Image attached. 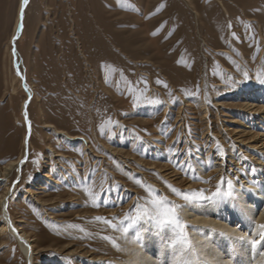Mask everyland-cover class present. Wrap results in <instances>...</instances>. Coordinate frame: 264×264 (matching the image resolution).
<instances>
[{
	"label": "rangeland",
	"instance_id": "1",
	"mask_svg": "<svg viewBox=\"0 0 264 264\" xmlns=\"http://www.w3.org/2000/svg\"><path fill=\"white\" fill-rule=\"evenodd\" d=\"M19 2L0 0V172L23 152L25 83L32 134L0 193L14 186L8 212L33 254L0 233V264H123L142 227L175 239L154 199L186 224L191 207L264 179L251 159L264 165V150L225 131L264 134V115L241 109L264 84V0H28L14 59ZM218 184L232 196L200 198Z\"/></svg>",
	"mask_w": 264,
	"mask_h": 264
},
{
	"label": "bare ground",
	"instance_id": "2",
	"mask_svg": "<svg viewBox=\"0 0 264 264\" xmlns=\"http://www.w3.org/2000/svg\"><path fill=\"white\" fill-rule=\"evenodd\" d=\"M27 5L22 10V0H20L13 34L10 39L12 47L13 45L15 47V41L22 35L24 11ZM16 53L15 48V57H17ZM15 65L17 66V64ZM19 73L21 79H24L25 76L21 70ZM24 86L27 90V97L21 105V114L26 130L23 140V152L15 161H10L2 167L0 175L3 177L8 176L11 172L20 173L29 151L32 127L28 116V108L31 103L32 92L26 83ZM242 98H244L241 106L242 112L248 115H264V84L251 89V91L247 89ZM260 119L264 120V117H260ZM232 123L242 124L238 120L232 121ZM225 131L231 133L232 141L242 152L246 153L247 149L256 150L261 148L264 150V144L261 143L258 146L260 137L262 138L264 134L256 135L253 133L255 135L245 141V137L248 136L245 130L228 128ZM251 159L255 160L256 164L262 165V169H264V165L259 160ZM225 163L222 164L221 160L215 162L210 173L215 174L221 169L222 165L225 166ZM261 174V171H257L256 176L251 177V184L243 182L238 184L236 198L225 202L220 201L218 204H207L200 208L193 206L184 214L186 224L190 227L189 240L191 247L188 250L180 252V247L177 246V252H174L171 247L173 238L170 234H155V229L142 227L140 235L137 237L138 242L136 238L130 237L132 242L128 245L127 252H125L127 260L123 264H176L178 256L180 264H264V236L261 235L264 233V229L259 227V225H264V179H262ZM254 191H256L255 195ZM13 194L14 186L0 193V207L3 212L0 218V233L12 236L27 256L29 263H31L33 252L30 240L25 237L8 212L9 198ZM258 207L260 209L257 211ZM229 223L233 225H229ZM249 231L252 234L249 235ZM253 240L257 241L255 246L252 245Z\"/></svg>",
	"mask_w": 264,
	"mask_h": 264
},
{
	"label": "snow or ice",
	"instance_id": "3",
	"mask_svg": "<svg viewBox=\"0 0 264 264\" xmlns=\"http://www.w3.org/2000/svg\"><path fill=\"white\" fill-rule=\"evenodd\" d=\"M28 3V0H22V10L23 7L26 6ZM247 75V74H245ZM154 103H160V101L156 100L153 101ZM174 192L175 189H172ZM231 192V184H229V191L221 192L220 191V185H217V191L212 193L211 197H203L201 196V199H215L219 198L221 196L224 197H230L232 196ZM186 201H189L191 197L184 195L183 197ZM152 204L158 209L157 211V217H158V225L162 228L165 226H170L176 236L175 239L172 241L171 247L173 248L174 252H177V245L180 246L179 251L183 252L188 250L191 247L188 235H187V225L183 222L182 218L179 215V206L178 205H170L169 202L166 200V198H160V199H154L152 201ZM141 213H137L136 216L131 218V222L134 224L138 219H140ZM260 228L264 229V225H259ZM127 228L122 229V231L127 232ZM264 236V233L261 234ZM243 239V238H241ZM257 243L256 240L252 241V245L255 246ZM115 246V245H114ZM176 264H180V258L178 256Z\"/></svg>",
	"mask_w": 264,
	"mask_h": 264
},
{
	"label": "water",
	"instance_id": "4",
	"mask_svg": "<svg viewBox=\"0 0 264 264\" xmlns=\"http://www.w3.org/2000/svg\"><path fill=\"white\" fill-rule=\"evenodd\" d=\"M12 54H13L14 59H15V47H14V45H13V49H12ZM18 74L20 75V73H18ZM21 80L24 83V79L22 78ZM25 118H26V115H25Z\"/></svg>",
	"mask_w": 264,
	"mask_h": 264
}]
</instances>
